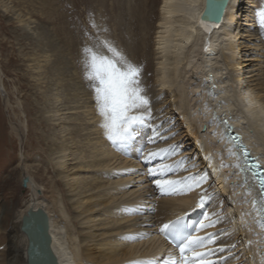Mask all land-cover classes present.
I'll return each mask as SVG.
<instances>
[{
  "label": "bare ground",
  "instance_id": "obj_1",
  "mask_svg": "<svg viewBox=\"0 0 264 264\" xmlns=\"http://www.w3.org/2000/svg\"><path fill=\"white\" fill-rule=\"evenodd\" d=\"M118 1L115 5L113 0L111 18L120 37L118 40L110 35V45L115 43L128 62L142 68L141 86L151 101V119L131 146L125 149L113 147L100 126L92 82L85 78L83 51L57 49L52 44L51 50L57 52L56 61L50 63L47 60L42 77L34 76L37 80L45 79L43 100L59 102L54 110L47 106L36 108V120L45 127L53 117L57 127L51 128L52 131L59 128L66 134L65 138L47 144V160L54 171L48 181L51 201L37 193L38 181L28 170L29 155H25L21 175L22 179L29 177L24 187L31 195L17 221L8 228L9 244L1 250L0 264H29L30 239L22 225L30 208H42L47 212L51 245L59 264H133L136 261L158 264L164 258L166 261L169 254L179 259V248L171 245L159 228L187 212H190L192 235L203 238L202 246L194 247L192 251L211 250L203 258L237 251L239 256L233 255L221 264H261L264 229L257 224L259 216L252 204L259 197V189L244 166L242 151L226 135L227 125L223 123L226 119L233 132L241 135L251 155L256 156L264 167V70L248 62L250 59L246 54L249 51H244L240 42L243 24H250L247 17L243 22L238 20L242 0H230L223 21L217 25L201 18L206 0ZM116 9L119 10L117 13ZM150 72H153V80L148 77ZM2 81L0 74L1 85ZM213 86L215 94L210 95L209 89ZM166 93L172 101L168 109L159 105L162 94ZM169 108H174L175 113L178 111L188 135L200 146L201 166L195 169L203 170L205 181L191 191L172 194L173 197L153 208H144L141 202L153 200L160 190H149L146 198L143 195L136 197V193L126 188L132 182L128 174L136 173L126 161L136 159L135 152L145 145L146 138L142 136L150 135L148 139H154V142L161 139L165 131L161 132L168 123L163 118L171 112ZM52 111L54 114L49 119L46 115ZM63 111L73 113V117H61L59 112ZM14 114L19 116V112ZM214 116L218 117L215 121ZM153 129L158 132L157 136ZM13 130L22 135L24 126L16 124ZM49 131H43L44 135L37 139L31 132L30 140L34 138L38 143L44 142L43 137L49 140L53 135ZM161 147L154 146L153 151ZM172 149L161 152L158 158L169 162L175 155ZM229 149L238 154L230 156ZM116 163L119 167L111 170ZM237 163L243 171L233 166ZM222 164L227 166L222 167ZM185 165V162L174 165L169 171L175 177L170 180L179 177L181 170L184 173ZM81 169L88 170L89 175L82 174ZM245 179L247 184H244ZM188 183L192 181L184 180V184ZM210 185L219 190V197H223L225 219L201 209L208 206L209 198L202 207H197L201 195L207 198L204 190ZM63 188L67 190L62 191ZM132 206H137L138 211L123 212ZM126 236L142 238L128 240L124 239ZM148 243L150 245L146 247ZM223 247H227L224 252L215 251ZM185 254L190 256L191 252ZM191 264L199 262L193 260Z\"/></svg>",
  "mask_w": 264,
  "mask_h": 264
},
{
  "label": "rangeland",
  "instance_id": "obj_2",
  "mask_svg": "<svg viewBox=\"0 0 264 264\" xmlns=\"http://www.w3.org/2000/svg\"><path fill=\"white\" fill-rule=\"evenodd\" d=\"M114 1L116 5L118 0ZM112 6L113 0H0V74L3 80V84L0 83V254L1 250L9 244L8 228L17 221L20 211L24 209L31 195V192H28L23 186L21 171L24 170L25 165H23L22 159L25 155H29L28 170L38 181L37 193L50 200L48 181L53 177L54 171L51 170L52 165L47 160L49 157L47 144L52 140L59 141V138H65L66 135L59 128L56 132L52 131L51 128L57 127V121L53 120V117L51 118L54 114L53 111L46 115L49 119L51 118V121L45 127L40 120H36L37 116L35 115L36 108L47 106L54 110L55 106L59 105V102L54 104L55 101L43 100L46 82L45 79L37 80L42 77L43 66L47 60L50 63L56 61L57 52L51 50V45L53 44L57 49L61 47L64 49L73 48L77 53L82 52L85 46L92 49L94 48L92 46H95L94 50L97 48L95 50L97 53L106 55L108 51L104 42L110 44V35L116 38L120 37L119 32L114 29V21L111 18ZM240 6L242 9L238 20L243 22L245 21L243 18L247 17V21L250 22V24L245 23L242 26L243 37L240 40L242 48L244 51H249V54H246L250 59L248 62H252V64H256V68L264 70V28L260 27L257 19L259 9L264 8V0H242ZM118 11L116 9V13ZM93 24L95 27L92 26ZM154 37L155 35L152 41H154ZM113 45L111 46L118 49L115 43ZM82 54L84 55L83 52ZM108 56L111 57L112 53H109ZM148 77L153 80V72H150ZM153 84H155L154 81ZM160 99L163 103L161 102L159 105L167 106L166 109H168L169 102H172L169 93L162 94ZM46 102L48 103L46 104ZM17 103L20 105L18 106ZM17 107L18 109H16ZM169 111L171 112L163 118V120L167 119L168 123L161 132L165 131L160 137L161 139L151 143V140L148 139L150 135L142 136L146 138L147 142L145 141V145L138 149V153L135 152L136 159L132 161L127 159L126 161L131 166L130 169L136 172L133 175L128 174L132 177V182L126 188L136 193V197L143 195V198H146L151 189L159 191L156 185L157 180L175 177L171 171L163 175H148L147 169L150 167L162 164L173 167L177 163L185 162L184 173L181 170L179 177L174 180H184L185 176L190 177L189 175L195 177L203 175V170L199 172V169H195L202 161L199 144L194 140V137L188 135L186 125L179 118L178 111L175 113L174 108L171 110L169 108ZM15 112H19L18 118L15 117ZM59 114L61 117H73V113H69V111L59 112ZM15 123L24 126V134L17 135L14 132ZM203 126L205 125L203 124ZM202 130L205 131V128ZM43 131L53 133L48 138L49 140H45V137H43L44 142L42 143H38L34 138L30 140L31 132L37 139L42 137ZM28 141L29 145L26 146ZM159 145L162 147L158 150L173 148L175 153L173 158L169 162L163 161L164 159H160L158 156L150 161L145 160L144 157L148 153L158 151L153 150L154 146ZM117 165L118 163L110 169L113 170ZM80 172L89 175L88 170L81 169ZM55 179L58 180L60 177ZM230 181L233 183V178H230ZM63 190H67V188H63ZM204 192L207 193L206 200L208 201L209 198V201L208 206L201 209L204 208L203 210L206 212L225 219L226 207L221 204L223 197H219V190L210 185ZM234 193L236 195L238 192ZM61 196L59 193V197ZM171 197H173L172 194L159 192L153 197V200H143L141 205L144 208H153L159 202ZM237 197L239 198V196ZM144 202L146 204H143ZM50 206L52 207V204ZM149 245L150 243L146 247ZM239 254L237 251H230L222 256L202 259L221 264L232 259L233 255L239 256ZM163 261L165 262V258L158 264H162ZM234 263L237 264V262Z\"/></svg>",
  "mask_w": 264,
  "mask_h": 264
},
{
  "label": "snow or ice",
  "instance_id": "obj_3",
  "mask_svg": "<svg viewBox=\"0 0 264 264\" xmlns=\"http://www.w3.org/2000/svg\"><path fill=\"white\" fill-rule=\"evenodd\" d=\"M214 15V10L209 8L205 12V16ZM258 24L264 28V8L258 11ZM95 27V25H92ZM104 46L112 56L101 55L94 51L91 47L85 46L82 51L84 53L85 78L92 82V87L95 92V100L97 103L98 114L101 117V128L103 129L105 138L112 144L113 147L125 149L131 146L141 135V130L147 126V122L151 119V101L145 94V88L141 86L140 75L142 68L131 62H128L123 55L113 46L104 42ZM209 94L214 95V86L209 89ZM207 107V105H205ZM218 117H213V121ZM227 125V121H223ZM154 136L158 132L153 129ZM230 139L236 142V145L241 149L245 159V167L250 172L252 180L259 187V198L252 201L253 209L257 212L259 219L257 224L264 229V168L261 167L258 160L251 157L246 147L240 143V137L230 136ZM150 142H154V139ZM174 150V149H172ZM169 149L150 152L144 157L145 160H153L160 155L161 152H167ZM228 154L237 155L229 149ZM249 161H255L249 163ZM222 167L227 165L222 164ZM236 168L244 170L239 163L233 165ZM172 168L171 165H159L147 169L148 175H163ZM184 180H191L192 183L184 184ZM184 180H157L156 185L162 194H182L186 191H191L194 188L200 187L205 181L204 176L198 179L195 177H185ZM248 180L245 179L244 184ZM182 185V187H177ZM206 197L201 195L197 207H202ZM138 211L137 206H132L123 209L125 214H132ZM207 218V217H206ZM181 217L176 220L169 221L160 226L159 232L166 238L171 237L179 248L180 257L169 254L165 264H191L193 260H198L199 264H215L214 261H204L202 258L209 255V252H194L192 249L197 246H202L203 238L193 236L191 233H185L179 227ZM243 219V214L241 216ZM218 222V221H217ZM203 226V225H202ZM142 238L135 236H126L124 239ZM249 244L251 241L248 242ZM215 251L224 252V248H218ZM186 252H191V255H186ZM227 259V257H225ZM133 264H141L140 261ZM150 264V262H149ZM261 264H264V256L261 258Z\"/></svg>",
  "mask_w": 264,
  "mask_h": 264
},
{
  "label": "water",
  "instance_id": "obj_4",
  "mask_svg": "<svg viewBox=\"0 0 264 264\" xmlns=\"http://www.w3.org/2000/svg\"><path fill=\"white\" fill-rule=\"evenodd\" d=\"M229 2L230 0H206V6L201 16L202 20L216 25L221 23ZM209 8L214 10V15L205 16V12ZM225 120L226 119H224V121ZM226 134L230 137L236 136L238 133L233 132V127L227 123ZM239 137L240 143L246 147L250 156L257 159L256 156L251 155L250 149L242 142L241 135H239ZM232 141L236 144L234 140ZM254 162L255 161H249V163ZM261 167L264 168L262 165ZM28 182L29 177H25L23 179V186H27ZM22 230L27 232L30 239L28 248L29 264H59L58 258L52 249V237L49 232V217L44 209L39 208L34 210L30 208L28 213L23 217Z\"/></svg>",
  "mask_w": 264,
  "mask_h": 264
}]
</instances>
